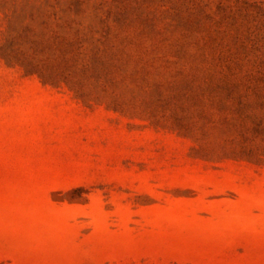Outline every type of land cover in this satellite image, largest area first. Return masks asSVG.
Listing matches in <instances>:
<instances>
[{"label":"rangeland","instance_id":"1","mask_svg":"<svg viewBox=\"0 0 264 264\" xmlns=\"http://www.w3.org/2000/svg\"><path fill=\"white\" fill-rule=\"evenodd\" d=\"M0 264H264V0H0Z\"/></svg>","mask_w":264,"mask_h":264}]
</instances>
